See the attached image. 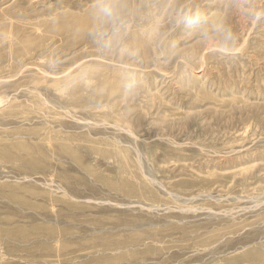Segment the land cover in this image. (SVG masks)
I'll list each match as a JSON object with an SVG mask.
<instances>
[{"label":"rangeland","instance_id":"374dc122","mask_svg":"<svg viewBox=\"0 0 264 264\" xmlns=\"http://www.w3.org/2000/svg\"><path fill=\"white\" fill-rule=\"evenodd\" d=\"M0 264H264V0H0Z\"/></svg>","mask_w":264,"mask_h":264},{"label":"clouds","instance_id":"9594fccd","mask_svg":"<svg viewBox=\"0 0 264 264\" xmlns=\"http://www.w3.org/2000/svg\"><path fill=\"white\" fill-rule=\"evenodd\" d=\"M98 12L102 24H110L111 31L106 30L102 26L98 27L92 33L93 38L104 48H122V25L118 20V9L113 5H105L99 8ZM176 23L186 26L189 33L196 32L200 34L205 41L209 37V29H211V33L224 48L233 46L235 43L236 38L227 26L219 22H210L208 17L198 10L195 12L182 10L177 16Z\"/></svg>","mask_w":264,"mask_h":264}]
</instances>
